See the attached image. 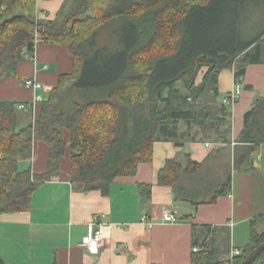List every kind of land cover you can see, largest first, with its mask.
<instances>
[{"label": "trees", "instance_id": "16d2710c", "mask_svg": "<svg viewBox=\"0 0 264 264\" xmlns=\"http://www.w3.org/2000/svg\"><path fill=\"white\" fill-rule=\"evenodd\" d=\"M35 5L0 0V79L32 57L37 41L68 45L74 70L59 77L25 127L17 128L20 104L0 101V217L28 212L34 191L58 176L66 132L70 182L103 195L117 178L134 177L140 164L152 161L153 145L170 124L198 118L205 135L229 144L230 114L216 102L218 75L231 69L238 83L260 61L264 0H64L52 20L39 19ZM256 15L259 25L248 27ZM108 43L111 50L99 47ZM220 119L228 123L223 131L215 126ZM35 141L49 148L46 172H20ZM235 143L234 169H248L264 145V97L244 114ZM202 165L188 156L184 163L167 160L157 183L175 189L182 174L194 175ZM141 191L148 197L150 186ZM230 191L229 181L215 195ZM262 244L264 232L254 227L232 258L194 240L200 249L192 264H240ZM252 264H264V252Z\"/></svg>", "mask_w": 264, "mask_h": 264}, {"label": "crops", "instance_id": "0c3cea01", "mask_svg": "<svg viewBox=\"0 0 264 264\" xmlns=\"http://www.w3.org/2000/svg\"><path fill=\"white\" fill-rule=\"evenodd\" d=\"M63 3L36 0V16L52 20ZM73 70L68 45L37 41L32 57L25 58L11 77L0 79V101L27 104L35 95L45 100L59 77ZM26 79L40 83L44 90L24 88ZM218 82L219 105L234 89L233 70H222ZM238 84L240 98L226 106L231 124L228 145L218 142L216 135H205L198 118L191 125L185 121L170 124L153 145L152 161L140 164L134 177L117 178L107 195L85 192L70 182L66 132L67 149L58 176L34 191L28 212L0 217L4 264H192L193 249H200L193 246L194 240L234 257V250L241 251L248 244L252 227L258 234L264 232V145L254 153L248 169H234L233 163L244 114L264 97V43L260 61L246 67ZM39 105L27 110L17 105L18 129L37 118ZM215 126L223 131L228 123L220 119ZM48 156V146L35 141L32 158L19 162L18 170L43 174ZM187 156L203 163L196 174H182L175 189L157 183V174L167 160L178 157L184 163ZM229 181L230 193L216 197L217 190L226 191ZM144 186H150L148 197L141 191ZM167 210L177 218L175 223H162V213ZM142 217L150 227L141 223ZM92 221L105 237L97 255H89L84 247L86 227Z\"/></svg>", "mask_w": 264, "mask_h": 264}, {"label": "built area", "instance_id": "2783aa9c", "mask_svg": "<svg viewBox=\"0 0 264 264\" xmlns=\"http://www.w3.org/2000/svg\"><path fill=\"white\" fill-rule=\"evenodd\" d=\"M24 88L31 90V91H43V86L36 82L33 79H26L24 81ZM241 95V87L236 82L234 85V89L229 94L228 97L224 98L222 103L224 105H233L235 104ZM44 101V98L40 95H35L29 104H20L18 107L21 110H27L29 107H34L37 104H40ZM162 223H175L177 218L171 213L170 211H164L161 216ZM141 223L147 227L151 226V223L146 220L145 217L141 218ZM105 244V237L103 233L96 228V221H92L87 224L86 227V242L84 243V247L89 255H97L100 251V248ZM193 252H197V249L194 248ZM241 251L234 250L232 252L233 256L240 255Z\"/></svg>", "mask_w": 264, "mask_h": 264}, {"label": "water", "instance_id": "95a60500", "mask_svg": "<svg viewBox=\"0 0 264 264\" xmlns=\"http://www.w3.org/2000/svg\"><path fill=\"white\" fill-rule=\"evenodd\" d=\"M264 252V244L253 250L240 264H252Z\"/></svg>", "mask_w": 264, "mask_h": 264}, {"label": "rangeland", "instance_id": "374dc122", "mask_svg": "<svg viewBox=\"0 0 264 264\" xmlns=\"http://www.w3.org/2000/svg\"><path fill=\"white\" fill-rule=\"evenodd\" d=\"M259 22H260V17L258 15L256 16H253L249 19L248 23H247V26L250 27V28H253L255 29V26H258L259 25ZM99 47H107V48H110V43L104 45V44H101ZM111 50V48L109 49Z\"/></svg>", "mask_w": 264, "mask_h": 264}]
</instances>
